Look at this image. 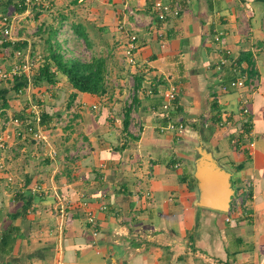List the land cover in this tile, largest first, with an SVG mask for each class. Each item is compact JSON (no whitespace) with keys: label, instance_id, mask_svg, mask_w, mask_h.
<instances>
[{"label":"crops","instance_id":"obj_1","mask_svg":"<svg viewBox=\"0 0 264 264\" xmlns=\"http://www.w3.org/2000/svg\"><path fill=\"white\" fill-rule=\"evenodd\" d=\"M85 1L97 10L94 24L112 30L123 61L128 39L118 22L136 34L137 64L123 62L114 99L76 91L63 75L39 90L8 91L0 113L24 117L30 100L41 102L52 128L44 130L49 144L16 137L0 150V264H264V0H180L179 16L164 20L152 0ZM12 5L0 4V17H13L18 34L31 9L13 12ZM40 11L36 21H43ZM18 38L32 57L31 36ZM225 49L241 72L257 78L254 92L221 88L235 77L230 66L215 68ZM10 55L0 46V65L8 66ZM169 84L177 90L170 119L186 127L162 132L169 119L159 90ZM9 87L0 81V90ZM243 98L249 112L242 118ZM198 145L230 173L234 190L251 183L241 211L198 205ZM49 146L57 151L53 159Z\"/></svg>","mask_w":264,"mask_h":264},{"label":"built area","instance_id":"obj_2","mask_svg":"<svg viewBox=\"0 0 264 264\" xmlns=\"http://www.w3.org/2000/svg\"><path fill=\"white\" fill-rule=\"evenodd\" d=\"M32 4H44V0H24L25 10L30 9ZM152 10L155 12L158 19L164 20L167 17H177L180 14L181 6L180 0H174V6H171L166 3L164 0H152ZM13 17L7 15H2L0 17V34H2V40L4 42H16L21 39L18 38L17 32H14ZM117 28L120 32H124L127 36V42L124 46V61L126 64L135 66L137 64L136 60V34L128 32L124 27L122 22H118ZM218 41L223 43V36L221 33H218ZM28 49H16L11 52V58L8 66L0 65V81L9 82L14 78H17L22 75H26L28 78L31 76L33 70L38 66V59L32 58ZM230 66L231 70L235 74V77L227 84H223L221 88L227 90L228 88L238 89V88H248L251 92H254L258 87V80L254 76H248L245 72H241L240 64L233 58L230 57V51L225 49L224 55L219 59L216 64V69L221 71L224 67ZM129 80L134 84L133 76H129ZM32 87L30 80H28L27 86L19 89L16 93L22 94L25 90H30ZM137 89H131L130 97H133ZM147 93L152 94L153 90L149 87L147 88ZM159 93L162 97L161 110L168 117L166 125L161 126L160 130L162 132L167 131H179L184 130L186 124L181 120H172L170 119V114L174 106V100L176 99L177 90L173 84L167 85L165 88L159 90ZM241 109L240 114L243 118L248 114V98H243L240 100ZM92 108H96V105H93ZM24 117H12L5 126L0 127V150H3L7 147L14 138H24L25 136L31 137L36 142H42L43 144H49L48 136L44 132L45 125L41 123V116L43 113L42 104L30 100L28 102V107L26 109ZM225 115V113H223ZM225 117V116H223ZM224 121V119H223ZM204 125L207 126L208 123L204 121ZM233 143L236 141L233 140ZM252 146L253 144L250 143ZM57 155L56 149L49 146L47 149V156L51 159L55 158ZM3 161L0 159V168H3ZM11 177H8V180H11ZM250 186L251 183L246 181L243 183L241 188L234 190V194L231 200V205L229 210L232 212L241 211L245 201L250 197ZM34 190L40 191V186H35ZM88 203L83 200V205L86 206ZM106 206L102 205L101 209H105ZM228 210V211H229ZM87 220L90 224L95 225L96 220L93 212L88 210L86 212ZM228 219V218H227Z\"/></svg>","mask_w":264,"mask_h":264},{"label":"rangeland","instance_id":"obj_3","mask_svg":"<svg viewBox=\"0 0 264 264\" xmlns=\"http://www.w3.org/2000/svg\"><path fill=\"white\" fill-rule=\"evenodd\" d=\"M77 1L78 0H44V4H46L45 6L32 4L30 8L31 13L29 14V18H23V20L19 21L20 23H18L19 29L17 35L19 36L24 33L31 36V40L33 39L34 44H36V49L39 48V51L34 49V51L31 53V55H33L32 58L38 59L37 63L41 61V58L45 54V39L49 34V32L40 33L37 31L38 28H40L41 23L44 25L41 27L51 26L52 29H57V33L54 35L53 40L57 41V44L60 45L59 49L64 54L65 58L76 57L80 60H90L94 56L103 57L106 63L107 90L103 95L96 96H109L114 99L116 88L115 78L118 75V72L120 71L119 69L123 68L124 66L121 49L118 48V46L116 47L115 44H113V35L111 33L112 30L110 28H107V30L106 28L105 30H100V27L94 24L97 22V10H92L93 4L88 3V1L84 0L82 2L84 5H79ZM38 11L41 12L40 15L42 16L43 21H36L35 19H33L32 16L37 15ZM94 17L95 19H93ZM73 23H81L85 26V29L89 34L90 44H86L81 38H78L74 34V32L72 31ZM6 62L7 63L5 64H8L10 62V59H7ZM42 86L43 85H35V88L39 90ZM68 94L66 93L65 99L61 101L64 106L66 105V102L68 100ZM108 103V98L100 99L99 107H105L108 105ZM16 112L17 111L9 110L8 114L5 113V111H2L0 113V126H5V124L8 123V121L13 117L14 114H16ZM93 112L97 113L99 112V109L93 108ZM60 121H62L60 123V126H64V122L67 123L68 121V116L61 118ZM47 127L45 125L44 130L48 132L49 129H51L52 127ZM57 138L58 136L54 137V143ZM60 140L61 138H59L56 142L60 144ZM79 140L80 139L76 140L75 147H77V144L80 142Z\"/></svg>","mask_w":264,"mask_h":264},{"label":"trees","instance_id":"obj_4","mask_svg":"<svg viewBox=\"0 0 264 264\" xmlns=\"http://www.w3.org/2000/svg\"><path fill=\"white\" fill-rule=\"evenodd\" d=\"M0 4L4 5L7 10V8L12 5V0H4L3 2H0ZM12 6L13 12H23L25 10L24 0H18V2ZM42 26L44 25L42 24ZM72 31L86 44H90L89 34L83 24L73 23ZM38 32H49L47 38L45 39V54L29 78L26 75L14 78L12 81H9V89L0 90L1 109L8 107L6 97L8 91H14L16 93L19 89L27 86L28 80H30L32 86L54 84L58 75H63L70 86L76 91L95 95H103L106 92V63L103 57L94 56L90 60H80L76 57L65 58L64 54L59 49L60 45L57 44V41L53 40L54 35L57 33V29L54 30L51 26H40V28H38ZM0 35V39L2 40V34ZM26 44V42L16 41L12 43L4 42L2 40L0 46L3 50L11 53L16 49H24ZM71 98L73 99V97ZM38 103L42 104L41 102ZM129 111L130 110L128 108L125 112V118L123 120L124 127H127L129 124ZM14 117H16V115ZM17 117L19 116L17 115ZM41 117V123L48 126L51 119L50 114L44 112L43 110Z\"/></svg>","mask_w":264,"mask_h":264},{"label":"water","instance_id":"obj_5","mask_svg":"<svg viewBox=\"0 0 264 264\" xmlns=\"http://www.w3.org/2000/svg\"><path fill=\"white\" fill-rule=\"evenodd\" d=\"M196 151L194 178L198 187V205L228 212L234 194L230 173L202 145H198Z\"/></svg>","mask_w":264,"mask_h":264}]
</instances>
